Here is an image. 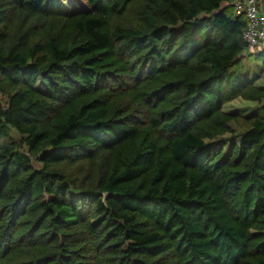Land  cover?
I'll use <instances>...</instances> for the list:
<instances>
[{
  "label": "trees",
  "instance_id": "1",
  "mask_svg": "<svg viewBox=\"0 0 264 264\" xmlns=\"http://www.w3.org/2000/svg\"><path fill=\"white\" fill-rule=\"evenodd\" d=\"M230 1L0 0V264H264Z\"/></svg>",
  "mask_w": 264,
  "mask_h": 264
},
{
  "label": "built area",
  "instance_id": "2",
  "mask_svg": "<svg viewBox=\"0 0 264 264\" xmlns=\"http://www.w3.org/2000/svg\"><path fill=\"white\" fill-rule=\"evenodd\" d=\"M234 15L246 21L242 41L248 49L264 43V0H231Z\"/></svg>",
  "mask_w": 264,
  "mask_h": 264
},
{
  "label": "rangeland",
  "instance_id": "3",
  "mask_svg": "<svg viewBox=\"0 0 264 264\" xmlns=\"http://www.w3.org/2000/svg\"><path fill=\"white\" fill-rule=\"evenodd\" d=\"M63 5L74 7L73 4L77 3L76 0H62ZM242 65L245 72L249 73L250 78H255L258 86L264 87V43L258 47L252 48L245 52L243 56ZM6 97L0 94V103H5ZM257 108L253 103H245L241 100H234L224 107L225 112H238L241 114L249 113ZM13 137L18 142L21 138L13 134ZM37 166V165H36ZM38 167V166H37Z\"/></svg>",
  "mask_w": 264,
  "mask_h": 264
}]
</instances>
